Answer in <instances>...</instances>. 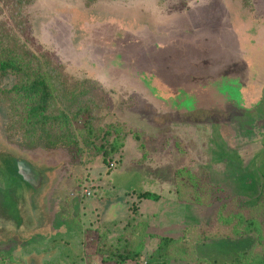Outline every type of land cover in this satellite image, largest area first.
<instances>
[{
    "label": "rangeland",
    "instance_id": "rangeland-1",
    "mask_svg": "<svg viewBox=\"0 0 264 264\" xmlns=\"http://www.w3.org/2000/svg\"><path fill=\"white\" fill-rule=\"evenodd\" d=\"M23 12L34 42L19 44L59 65L45 116L63 142L26 148L36 102L16 89L33 79L8 71L0 152L41 178L30 194L0 171V264H154L162 237L189 242L201 264H232L253 246L264 254V0H34ZM12 24L2 10L0 29ZM178 170L189 173L180 199ZM142 222L137 260L98 253L102 235L121 250ZM212 224L224 227L219 239L194 244Z\"/></svg>",
    "mask_w": 264,
    "mask_h": 264
},
{
    "label": "trees",
    "instance_id": "trees-1",
    "mask_svg": "<svg viewBox=\"0 0 264 264\" xmlns=\"http://www.w3.org/2000/svg\"><path fill=\"white\" fill-rule=\"evenodd\" d=\"M33 1L34 0H0V12H2V10H5L6 18L13 23V28L10 26V28L8 29H0V78L5 77L6 74H8V71H10L17 77L30 76L29 79H33L24 89H16L17 94L20 95L21 98L25 97L26 101L30 99V101L36 102V106L32 107L30 115L27 116V124L30 123L33 126H35V124H39V129L35 132L28 131L33 133L30 136H27V132H24L23 140L29 142V144H27L26 146L27 149L35 150L38 148H45L48 150L57 147L63 142V134L60 131H49L47 122L48 117L45 116L49 109V104L52 98L49 78L47 77V75L55 71L53 68L59 69V65L55 66L54 64H52V62L47 57H45V53H43L42 57L44 63H40V59L38 58V56L30 52L27 44H19V37L23 38L24 42L28 44H33L34 42V38H32L30 35V20L28 19V16L23 12L26 6L32 4ZM39 52L41 53V51ZM50 69L51 71H49ZM82 85H88L95 91L101 89L96 83L90 81L84 82L81 84V86ZM88 92L89 91L85 90L80 91L77 96L79 97L78 99L87 97L89 95ZM78 99H74V102L77 103ZM64 115V119H68V115L65 113ZM113 144L114 143H112L111 145L113 146ZM18 163H26L27 165H29L27 162L17 158L7 151L0 152V171H4L8 175L11 174L12 176L16 177L22 184H25L29 193L32 194L33 188L29 186L19 174ZM29 166L37 173V170H35L34 167L31 166V164ZM182 172L189 174L188 172L183 170H178L176 172L175 194L178 196V199L185 196L184 191L189 187L187 185L186 179L182 177ZM189 185L190 187H193V184ZM4 195L6 198V202H4L5 205L3 207L4 216H6L9 213L13 214L14 211L11 206L7 205L8 198L10 199V197L6 192H4ZM81 196L85 197L83 194H81ZM21 197H23L22 194L20 195V199ZM138 197L139 199L151 201L157 199V196L148 192L138 194ZM221 219L226 221V219L224 218ZM248 222L250 224L252 223L249 220ZM221 228L224 227H221L218 224H212L208 229L210 233H201L199 239L197 238L198 240H196L194 244H197V242H206L219 239L220 233L216 231ZM146 229L147 226L145 222L138 223L135 226H132L129 232L126 233V236L129 240L123 245V249H115L117 250L116 252H114L115 250H113L114 246L112 242L108 240L107 236L102 235L101 237L103 239L100 240L102 241V243H100V251L98 250V253L101 256L106 257L105 260H112L116 261L117 263H122L124 261H135L140 257L141 251L143 249V240L149 236L146 232ZM129 242L133 244V247L135 249L129 248ZM255 248L256 247L253 246L249 251L237 255L235 257V261L232 264H244L245 261H248L250 259H253L251 261L252 264H264V254H258ZM113 255H115L116 259L112 257ZM150 259L155 261L154 264H169V261L173 259H187L190 264H201L200 260L193 258V250L189 245V242L184 240L179 241L169 237H162L159 239L156 250L152 254V256L149 257V260Z\"/></svg>",
    "mask_w": 264,
    "mask_h": 264
},
{
    "label": "water",
    "instance_id": "water-1",
    "mask_svg": "<svg viewBox=\"0 0 264 264\" xmlns=\"http://www.w3.org/2000/svg\"><path fill=\"white\" fill-rule=\"evenodd\" d=\"M18 171L21 177L23 178V180L29 185H31L33 179L39 181L41 178L39 173L38 172L36 173V171L31 169L30 166L27 165L26 163H18ZM35 187L36 186L34 185V188Z\"/></svg>",
    "mask_w": 264,
    "mask_h": 264
},
{
    "label": "built area",
    "instance_id": "built-area-1",
    "mask_svg": "<svg viewBox=\"0 0 264 264\" xmlns=\"http://www.w3.org/2000/svg\"><path fill=\"white\" fill-rule=\"evenodd\" d=\"M110 167H113V165H110ZM82 194L85 196V198H89L92 195L89 190H84Z\"/></svg>",
    "mask_w": 264,
    "mask_h": 264
}]
</instances>
